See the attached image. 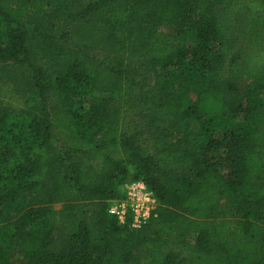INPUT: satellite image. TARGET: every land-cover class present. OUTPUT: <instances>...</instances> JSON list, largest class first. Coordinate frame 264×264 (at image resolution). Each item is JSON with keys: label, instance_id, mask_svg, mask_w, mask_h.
I'll list each match as a JSON object with an SVG mask.
<instances>
[{"label": "trees", "instance_id": "trees-1", "mask_svg": "<svg viewBox=\"0 0 264 264\" xmlns=\"http://www.w3.org/2000/svg\"><path fill=\"white\" fill-rule=\"evenodd\" d=\"M263 29L264 0H0V264H264Z\"/></svg>", "mask_w": 264, "mask_h": 264}, {"label": "built area", "instance_id": "built-area-1", "mask_svg": "<svg viewBox=\"0 0 264 264\" xmlns=\"http://www.w3.org/2000/svg\"><path fill=\"white\" fill-rule=\"evenodd\" d=\"M159 205L154 194L142 181L125 185L122 199L111 202L108 213L121 225L139 229L158 217Z\"/></svg>", "mask_w": 264, "mask_h": 264}, {"label": "rangeland", "instance_id": "rangeland-1", "mask_svg": "<svg viewBox=\"0 0 264 264\" xmlns=\"http://www.w3.org/2000/svg\"><path fill=\"white\" fill-rule=\"evenodd\" d=\"M87 40H90V38ZM6 69L11 70L9 68H6ZM0 97L2 99V102L8 104L11 107L20 108V107H23L24 105V100L21 99V96H18L13 82L7 77L1 78L0 80ZM55 209L60 210L61 205L60 204L55 205ZM60 224L61 223H59V225Z\"/></svg>", "mask_w": 264, "mask_h": 264}]
</instances>
